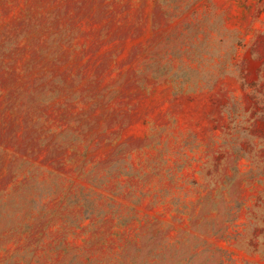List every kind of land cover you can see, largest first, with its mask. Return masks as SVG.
<instances>
[{
	"label": "rangeland",
	"instance_id": "rangeland-1",
	"mask_svg": "<svg viewBox=\"0 0 264 264\" xmlns=\"http://www.w3.org/2000/svg\"><path fill=\"white\" fill-rule=\"evenodd\" d=\"M0 264H264V0H0Z\"/></svg>",
	"mask_w": 264,
	"mask_h": 264
}]
</instances>
